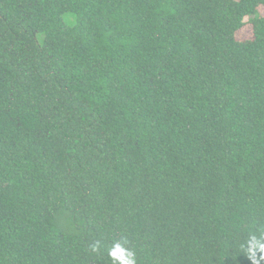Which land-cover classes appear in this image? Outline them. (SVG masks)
<instances>
[{"label": "trees", "instance_id": "16d2710c", "mask_svg": "<svg viewBox=\"0 0 264 264\" xmlns=\"http://www.w3.org/2000/svg\"><path fill=\"white\" fill-rule=\"evenodd\" d=\"M261 7L0 0V264H264Z\"/></svg>", "mask_w": 264, "mask_h": 264}, {"label": "rangeland", "instance_id": "374dc122", "mask_svg": "<svg viewBox=\"0 0 264 264\" xmlns=\"http://www.w3.org/2000/svg\"><path fill=\"white\" fill-rule=\"evenodd\" d=\"M260 12L262 14H264V8L263 7L260 8ZM246 21H247V19H246ZM252 36H253V30H252V27L250 25H246L243 29H241L237 33V39L239 41L248 40V39L252 38Z\"/></svg>", "mask_w": 264, "mask_h": 264}, {"label": "clouds", "instance_id": "9594fccd", "mask_svg": "<svg viewBox=\"0 0 264 264\" xmlns=\"http://www.w3.org/2000/svg\"><path fill=\"white\" fill-rule=\"evenodd\" d=\"M113 255H115V253H113ZM123 264H135L134 260L131 259V257L129 256V258L127 260H124Z\"/></svg>", "mask_w": 264, "mask_h": 264}]
</instances>
